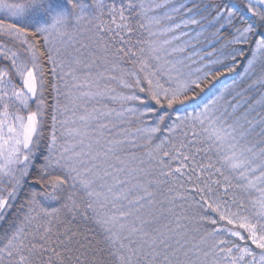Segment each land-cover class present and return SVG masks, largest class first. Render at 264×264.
Returning a JSON list of instances; mask_svg holds the SVG:
<instances>
[{
	"label": "snow or ice",
	"instance_id": "1",
	"mask_svg": "<svg viewBox=\"0 0 264 264\" xmlns=\"http://www.w3.org/2000/svg\"><path fill=\"white\" fill-rule=\"evenodd\" d=\"M0 264H264V0H0Z\"/></svg>",
	"mask_w": 264,
	"mask_h": 264
},
{
	"label": "rangeland",
	"instance_id": "2",
	"mask_svg": "<svg viewBox=\"0 0 264 264\" xmlns=\"http://www.w3.org/2000/svg\"><path fill=\"white\" fill-rule=\"evenodd\" d=\"M56 3H62V0H54Z\"/></svg>",
	"mask_w": 264,
	"mask_h": 264
}]
</instances>
